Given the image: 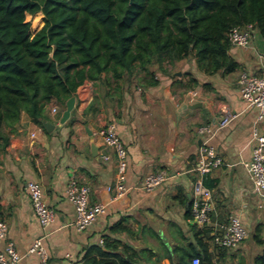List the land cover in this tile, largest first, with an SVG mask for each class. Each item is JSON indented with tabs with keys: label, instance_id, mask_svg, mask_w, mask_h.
Returning <instances> with one entry per match:
<instances>
[{
	"label": "crops",
	"instance_id": "crops-1",
	"mask_svg": "<svg viewBox=\"0 0 264 264\" xmlns=\"http://www.w3.org/2000/svg\"><path fill=\"white\" fill-rule=\"evenodd\" d=\"M259 36L257 30L248 49L231 45L233 70L206 72L190 58L177 68L167 63L156 67L152 79L140 72L134 86L112 79L106 87L87 80L76 91L75 107L65 123V108L56 102L47 105L44 122L53 124L52 130L22 114L8 131V143H0V216L9 227L0 251L14 241L22 255L19 264H70L68 254L84 264L88 249L101 245L121 255L118 264H191L190 253L210 257L212 264H254L263 250L253 233L261 224L264 240V199L254 191L245 163L252 157L254 128L264 133V122H258V110L242 99L239 79L243 71L261 73L264 39ZM228 111L234 118L210 140L224 161L202 178L196 169L201 145L197 130L206 124L217 126ZM110 123L117 126L127 150L129 183L166 170L170 178L164 184L151 192L132 190L111 199L107 187L116 182L118 164L102 134ZM70 176L91 187V202L108 204L107 212L83 231L74 225L75 207L65 192ZM201 178L213 195L207 228L192 224L186 215ZM32 179L41 182L45 200L56 212L48 229L41 228L31 204L27 183ZM235 212L243 216L249 237L236 250L216 246L212 231ZM199 230L203 233L198 236ZM40 235L46 236V262L28 253ZM180 253H187L182 262Z\"/></svg>",
	"mask_w": 264,
	"mask_h": 264
},
{
	"label": "trees",
	"instance_id": "trees-1",
	"mask_svg": "<svg viewBox=\"0 0 264 264\" xmlns=\"http://www.w3.org/2000/svg\"><path fill=\"white\" fill-rule=\"evenodd\" d=\"M41 13L44 25L32 33L27 16ZM248 23L264 39V0H0V143L22 114L43 124L47 105L66 108L87 80L131 86L140 72L152 79L156 67L190 58L206 72L233 70L230 32ZM261 232L259 224L253 237L263 250L254 264H264ZM179 255L182 262L187 253ZM87 256L84 264L122 258L102 245Z\"/></svg>",
	"mask_w": 264,
	"mask_h": 264
},
{
	"label": "built area",
	"instance_id": "built-area-1",
	"mask_svg": "<svg viewBox=\"0 0 264 264\" xmlns=\"http://www.w3.org/2000/svg\"><path fill=\"white\" fill-rule=\"evenodd\" d=\"M257 31L255 24L248 23L245 26L235 27L230 32L231 45L248 49L251 47L254 33ZM261 57V73L251 74L243 71L240 75L241 97L247 104V107H254L258 110V122H264V54ZM53 112H57L58 106H53ZM234 115L226 112L217 126L212 124L202 125L197 132L201 138L197 171L201 177H205L212 169L221 165L224 161L216 149L210 144V140L215 136L219 129L230 124ZM117 126L114 123L106 125L102 129L105 144L115 150L116 161L118 164V173L114 185H109L107 190L112 200L126 196L130 191L137 190L151 192L164 184L170 174L166 170L146 175L142 181L131 184L127 178V150L123 140L117 133ZM104 158H110L104 155ZM249 170L254 191L263 200L264 199V133L254 128L252 157L245 163ZM202 178L194 185V196L192 199V216L190 222L201 228H207L212 221L211 213L214 210L212 190L203 184ZM27 189L31 204L42 229H48L56 220V212L44 197V190L41 182L29 180ZM66 195L73 203L76 211L74 222L78 231H83L93 225L99 217L107 212L108 204L104 201L91 202V187L82 184L74 176H70L66 185ZM9 227L7 222L0 216V240L8 236ZM213 243L222 248L236 250L243 241L249 237V230L244 222L243 216L239 212L232 213L226 224L211 233ZM45 235H40L31 243L28 253L38 256L43 262L49 259V254L43 243ZM72 258L70 264H79ZM22 255L18 251L14 241H8L5 247L0 251V264H19ZM191 264H202L201 257L195 256Z\"/></svg>",
	"mask_w": 264,
	"mask_h": 264
},
{
	"label": "water",
	"instance_id": "water-1",
	"mask_svg": "<svg viewBox=\"0 0 264 264\" xmlns=\"http://www.w3.org/2000/svg\"><path fill=\"white\" fill-rule=\"evenodd\" d=\"M178 74H181L180 72ZM75 102H76V96H72L69 98V100L66 103V108L63 111L61 122L65 123L71 116V112L75 107ZM44 125L47 129L52 130L54 128V125L49 123V122H44ZM91 148L94 154H97L98 152V147L95 145L94 142L91 143Z\"/></svg>",
	"mask_w": 264,
	"mask_h": 264
},
{
	"label": "rangeland",
	"instance_id": "rangeland-1",
	"mask_svg": "<svg viewBox=\"0 0 264 264\" xmlns=\"http://www.w3.org/2000/svg\"><path fill=\"white\" fill-rule=\"evenodd\" d=\"M44 15L41 13V15H38V14H35V15H28L27 16V20L28 21H31V27H30V30H31V32L32 33H35L38 29H40L43 25H44ZM256 33H257V31H256ZM260 40L262 39L263 40V37H262V35L260 34ZM259 40V41H260ZM261 42V41H260ZM182 62H178V63H176V66L174 67V68H177V67H179V65L181 64ZM137 69H139V67H137ZM123 83H125V85L127 86L128 85V83H127V81H123ZM136 84V82H133L132 84H131V86H134ZM246 242V240L245 241H243L242 243H245ZM242 245V244H241Z\"/></svg>",
	"mask_w": 264,
	"mask_h": 264
}]
</instances>
